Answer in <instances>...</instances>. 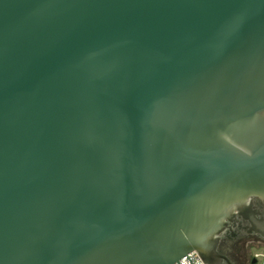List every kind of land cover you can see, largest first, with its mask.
<instances>
[{
  "label": "water",
  "instance_id": "obj_1",
  "mask_svg": "<svg viewBox=\"0 0 264 264\" xmlns=\"http://www.w3.org/2000/svg\"><path fill=\"white\" fill-rule=\"evenodd\" d=\"M263 209L264 0H0V264H244Z\"/></svg>",
  "mask_w": 264,
  "mask_h": 264
},
{
  "label": "built area",
  "instance_id": "obj_2",
  "mask_svg": "<svg viewBox=\"0 0 264 264\" xmlns=\"http://www.w3.org/2000/svg\"><path fill=\"white\" fill-rule=\"evenodd\" d=\"M250 255L255 259V264H264V246L252 248ZM176 261L178 262V264H203L194 250L187 251L184 255H181ZM170 264L177 263L173 261Z\"/></svg>",
  "mask_w": 264,
  "mask_h": 264
},
{
  "label": "flooded vegetation",
  "instance_id": "obj_3",
  "mask_svg": "<svg viewBox=\"0 0 264 264\" xmlns=\"http://www.w3.org/2000/svg\"><path fill=\"white\" fill-rule=\"evenodd\" d=\"M262 212L264 213V209L262 210ZM260 246H264V243H257V242H254V241H249V242L246 241L245 242L244 249L247 252H244V256L247 259V261H243L244 264H255V259L253 257H251L250 252H251L252 248L260 247Z\"/></svg>",
  "mask_w": 264,
  "mask_h": 264
}]
</instances>
